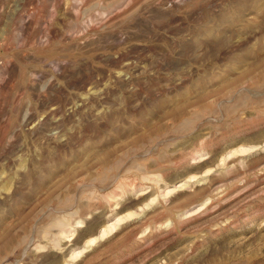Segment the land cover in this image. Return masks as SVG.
Wrapping results in <instances>:
<instances>
[{"label":"rangeland","instance_id":"rangeland-1","mask_svg":"<svg viewBox=\"0 0 264 264\" xmlns=\"http://www.w3.org/2000/svg\"><path fill=\"white\" fill-rule=\"evenodd\" d=\"M0 264H264V0H0Z\"/></svg>","mask_w":264,"mask_h":264}]
</instances>
